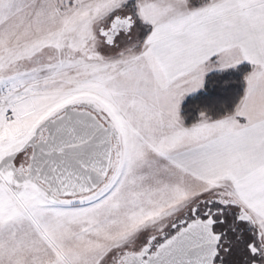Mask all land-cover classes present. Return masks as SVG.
Returning <instances> with one entry per match:
<instances>
[{
	"label": "snow or ice",
	"instance_id": "1",
	"mask_svg": "<svg viewBox=\"0 0 264 264\" xmlns=\"http://www.w3.org/2000/svg\"><path fill=\"white\" fill-rule=\"evenodd\" d=\"M0 264H264V0H0Z\"/></svg>",
	"mask_w": 264,
	"mask_h": 264
}]
</instances>
